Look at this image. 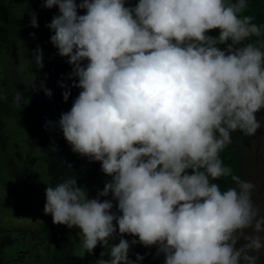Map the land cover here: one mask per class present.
Returning <instances> with one entry per match:
<instances>
[{
  "label": "clouds",
  "instance_id": "9594fccd",
  "mask_svg": "<svg viewBox=\"0 0 264 264\" xmlns=\"http://www.w3.org/2000/svg\"><path fill=\"white\" fill-rule=\"evenodd\" d=\"M125 5H41L58 8L45 27L72 69V84L59 85L63 100L71 88L81 90L70 110L46 128L57 127L74 153L100 162L111 177L96 198L72 177L47 186L44 213L54 224L77 228L87 253L98 243L107 246L108 259L97 264H142L144 256L129 258L137 243L155 246L163 264H258L264 216L252 200L255 185L224 166L220 153L232 132L254 136L261 128L264 38H250L264 37V25L245 14L248 0ZM30 24L38 27L34 13ZM214 29L218 36L208 34ZM43 59L37 47L32 61L38 69ZM40 90L51 98L43 84ZM6 96L0 89V100ZM21 100L17 91L13 103ZM229 176L235 187L221 190L211 182ZM110 193L111 200L100 199ZM117 231L138 240L110 245Z\"/></svg>",
  "mask_w": 264,
  "mask_h": 264
},
{
  "label": "trees",
  "instance_id": "16d2710c",
  "mask_svg": "<svg viewBox=\"0 0 264 264\" xmlns=\"http://www.w3.org/2000/svg\"><path fill=\"white\" fill-rule=\"evenodd\" d=\"M80 2L81 0H76L77 4ZM136 3H138V0H126L125 6H135ZM28 4L30 6V8L28 6L30 9L28 13H31L30 16L32 12L36 15L38 24L36 28H33L31 24V28L28 27L23 21V14L26 10H23V6ZM42 4L43 0H0V41L9 43L12 46L21 43L24 44V51H31L30 68L34 74L32 83L24 86L20 82V84L16 85L15 90H13L7 83L8 76L2 77L4 72L0 70V89H5L7 92L6 99L0 100V120L4 123L0 129V152L6 148L7 142L10 140V134L8 133L10 129L7 126V121L11 119L16 121V125L20 127L21 131L24 129V132L27 134L32 132L36 133L33 134V142H37L39 139L42 141L39 146L44 149L42 152L45 153L43 155V158L45 157L46 159L45 171H36L30 164L28 165L32 168L28 166L21 167V169L17 168L19 175L25 176L22 180L26 186H30L31 184H29V179L35 181L32 184V190L26 189L24 191L26 195L31 194L32 198L38 199L34 201L36 205L32 207L33 210L31 209L29 211L33 215L35 214L34 209H39L42 204L41 202L46 201L44 190L41 188L42 183L38 181L40 177H45L54 185L69 177L76 178L77 186L83 188L85 187L84 184H87V187L90 188L98 185L103 178L107 177L101 183L111 179V177L106 176L101 171L100 162L90 161L87 157L74 153L71 150V146L63 138L62 132L57 127L46 128L47 121L55 123L59 120L61 113L70 110L73 100L81 90L71 88L68 101L65 102L63 100L62 92L65 89L59 85L60 83L68 86L72 84V81L67 79L72 69L66 62L67 57L59 56L57 49L50 43V36L54 33L45 27L46 24L51 22L53 15L58 14V8L54 6L52 9H46L41 7ZM248 4L249 7L245 14L251 15L255 23L264 25V0H248ZM78 14H84V10H78ZM26 33L31 35L29 41L26 40ZM208 34L214 37L218 36L219 30H211ZM262 38L264 37H252L250 40L256 42ZM37 47L42 50L44 56L43 67L39 69L32 61V53ZM220 47L223 50L224 45H220ZM83 63H86V61ZM41 84L49 90L59 86L60 91L56 92V96L49 98L45 95L44 91L40 90ZM54 90L56 91L57 89L55 88ZM17 91L22 94V100L19 106L13 103V97ZM53 98L57 99L56 102H53ZM261 111L264 113V110ZM260 136V133H256L254 136H245L239 130L234 131L231 133V143L220 153V158L224 166L230 167L233 174L238 175L242 180L247 181L248 172H250L249 170L252 167V160L245 153L244 147L250 140L258 141ZM53 147L55 151H50ZM8 156L10 155H7L6 162L10 164L11 160ZM17 156L18 160L19 157L22 158L21 152H17ZM13 160L15 163H18L15 159ZM263 177L264 164L258 172V180ZM213 183L220 185L221 190H226L228 187H235L230 176L221 177L219 180L213 181ZM17 185L19 187L21 186L19 182ZM87 194L89 198L92 197L91 193ZM256 196V194L252 193L253 203L259 208L260 215L264 216V203L260 204L259 201H256ZM104 199L111 200V193L108 197L102 198V200ZM112 202L114 205L112 211H117L116 201ZM22 205L10 208L12 212H23L25 211L26 205L23 207ZM113 223L115 225V221ZM15 231H20L19 241L13 237V232ZM114 235L115 241H110V245L114 242L118 243L120 238L129 241L132 239L138 240V237H133L130 234H118V231ZM81 236L77 228L73 227L69 229L66 225H57L52 221L43 223L38 228L29 229H23L22 227L14 229L0 225V264H7L11 261L5 253V248L9 247L17 248V252H19V249L29 247L27 249L28 252L30 250L35 252L33 259L36 264H80L75 257V247L80 241ZM108 251L109 248H105L98 243L90 255L91 259L88 264H97L101 258L108 259ZM136 254L145 257L142 264H163L164 261V255L162 253L157 255L155 246L149 248L139 243L132 245L129 251V258L135 260ZM259 255L260 260L258 264H264V250H261Z\"/></svg>",
  "mask_w": 264,
  "mask_h": 264
},
{
  "label": "rangeland",
  "instance_id": "374dc122",
  "mask_svg": "<svg viewBox=\"0 0 264 264\" xmlns=\"http://www.w3.org/2000/svg\"><path fill=\"white\" fill-rule=\"evenodd\" d=\"M33 13L34 12H32V14ZM25 21H31V16L25 18ZM20 68L21 72L17 76L19 81L25 85L32 83L34 80V74L30 66H26L24 64ZM257 119L261 121V128L257 131V133H260L261 136L258 141L250 140L245 145L244 151L250 157L249 159L252 160V167L249 170L250 172H248L247 181H250L255 185L253 193L257 195L256 201H259V203L262 204L264 203V177L261 178L262 180H258V172L261 170L264 164V113L262 111L257 113ZM7 124L8 128L10 129V131H8V133L10 134V140L7 142L6 148L2 152H0V223L4 224L7 228L10 227L14 229H18L20 227H22L23 229L38 228L41 224L52 221L51 215H46L43 211L44 201L41 202L42 204L40 205L39 209H34V215L31 214V212H28L25 215H23L22 212H12L11 208L9 207L14 201L12 200L14 196L19 205L23 204L22 207L27 205V201H29V199H27L24 189L30 190L31 188L26 187V184H24L22 179L18 180L12 172L9 173V171L5 169L10 165L6 162L5 157L7 155H14L15 161L18 162L15 163V165L12 164L13 168L10 169H14V166L18 169H21V167L24 166L32 168L28 165L30 164L35 168L36 171L38 170L39 172H43L46 169V159L45 157L43 158V155H45V153L42 152V149L37 142H33V139H31V135H29V137L28 134L24 132L23 128L22 131L20 130V127L16 125L17 123L14 119L7 121ZM15 147L17 148L15 149ZM15 150H19L21 152L23 156L21 160H18L17 156L13 154ZM16 168L14 172H17ZM47 180L48 179H46L45 177L42 178V181L40 182L42 183V190L46 189L47 186H54L51 181L47 182ZM15 182L16 184L19 182L21 185L17 190V195L15 192ZM36 200L38 199L32 198V200L29 201L31 207H35L36 204L33 202ZM19 234L20 231L13 232V237L17 241L20 240ZM81 241L82 236L80 238V241L76 244L75 257L80 264H88L91 254L87 253L82 248ZM28 248L19 249V252H17V248L15 247L5 248L6 255L9 259H11V261L7 264H36L33 259L35 252L31 250L30 252H28ZM20 252L22 256L21 259L18 257V253Z\"/></svg>",
  "mask_w": 264,
  "mask_h": 264
},
{
  "label": "flooded vegetation",
  "instance_id": "af4514ba",
  "mask_svg": "<svg viewBox=\"0 0 264 264\" xmlns=\"http://www.w3.org/2000/svg\"><path fill=\"white\" fill-rule=\"evenodd\" d=\"M23 2V1H22ZM25 3V2H24ZM25 4H27V3H25ZM28 6H29V4L28 5H25V6H23V10L25 9V8H28ZM30 15H27V14H23V21L25 22V24L28 26V27H30L31 28V26H30V21L29 22H26L25 21V18H28ZM31 39V35L30 34H28V33H26V40L27 41H29ZM25 40V41H26ZM30 56H31V51L30 50H26V51H24V44H18V45H15V46H12L11 44H9V43H4V42H1L0 41V70H2L3 72H4V75L2 76V77H7L8 76V78H7V83H8V85H9V87H11L13 90H15V87H16V85L17 84H20V81H19V79L17 78V76L19 75V73L21 72V66L22 65H28V66H30ZM21 85H24L25 86V84H21ZM26 86H27V84H26ZM57 89L56 91L54 90V89ZM54 89H52L51 90V92H52V97H54V96H56V92L57 91H60V89H59V86H57V87H55ZM56 98H53V102H56ZM8 120H10V119H8ZM3 121H1L0 120V129H1V126H3L4 125V123H2ZM33 134H36L35 132L33 133H29L28 134V136L29 135H31V139H33L34 138V135ZM30 137V136H29ZM33 137V138H32ZM42 141L39 139V141H37V143L38 144H40ZM17 147H15V149H16ZM42 150H44L43 148H41ZM17 152H20L19 150H15L14 152H13V154H15L16 156H17ZM46 152V151H45ZM18 157V156H17ZM23 157V156H22ZM5 158H7V156L5 157ZM8 158L11 160V162H10V165H9V167H6L5 169L7 170V171H9V173H13V175L19 180V179H23V178H25V176H20L19 175V173H18V170H17V172H14V170H15V166H14V169H10V168H13V165H15V162H14V160L13 159H15L14 158V155L13 156H8ZM22 158H20L19 157V160H21ZM26 159V158H25ZM13 164V165H12ZM17 169V168H16ZM42 178L43 177H40L39 179H38V181H42ZM30 181H29V184H30V186L29 185H27L26 187H28V188H31L30 190H32V184L35 182L34 180H31V179H29ZM106 179L104 178V179H102L101 181H105ZM49 180H47V182H48ZM101 181L99 182V184L98 185H94V187H87V184L85 185L84 184V189L86 190V192L87 193H91L92 194V197L91 198H96L97 197V194H98V192L99 191H102L103 190V187H104V185H102L103 183H105V182H102L101 183ZM20 187L16 184V182H15V192H16V195H17V190L19 189ZM44 189V188H43ZM26 189H24V191H25ZM45 190V189H44ZM28 195V194H27ZM26 195V197H27V199H29V201H31L32 200V195L30 194V195H28L27 196ZM35 197V196H34ZM45 197V196H44ZM102 198L103 197H101L100 199L102 200ZM26 199V200H27ZM12 200H14L13 201V203H12V205L11 206H9V207H17L19 204L17 203L18 201H16V199H15V196L12 198ZM25 200V201H26ZM29 201H27V205H26V207H25V211H23L24 212V215L25 214H27L31 209H32V207H31V204H30V202ZM44 202H46V201H44ZM33 203H35V202H33ZM40 205V204H39ZM23 212H22V214H23ZM27 212V213H26ZM0 225H4V224H1L0 223ZM5 226V225H4ZM79 235V234H78ZM105 248H108L107 246L105 247ZM28 251V250H27ZM19 255H18V257L21 259V254L20 253H18ZM91 257V256H90ZM91 259V258H90ZM90 259H89V261H90ZM89 263V262H88Z\"/></svg>",
  "mask_w": 264,
  "mask_h": 264
},
{
  "label": "crops",
  "instance_id": "0c3cea01",
  "mask_svg": "<svg viewBox=\"0 0 264 264\" xmlns=\"http://www.w3.org/2000/svg\"><path fill=\"white\" fill-rule=\"evenodd\" d=\"M29 8H30V6H29ZM29 8H25L26 10L24 11V13L27 14V15H30L31 14V13H28L30 11ZM188 171L191 172V170H188Z\"/></svg>",
  "mask_w": 264,
  "mask_h": 264
}]
</instances>
